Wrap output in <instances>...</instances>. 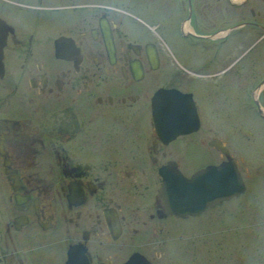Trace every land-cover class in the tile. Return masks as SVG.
Returning <instances> with one entry per match:
<instances>
[{
	"label": "flooded vegetation",
	"instance_id": "obj_1",
	"mask_svg": "<svg viewBox=\"0 0 264 264\" xmlns=\"http://www.w3.org/2000/svg\"><path fill=\"white\" fill-rule=\"evenodd\" d=\"M0 48V264H192L161 259L195 215L163 170L231 160L247 187L264 0H0Z\"/></svg>",
	"mask_w": 264,
	"mask_h": 264
},
{
	"label": "rangeland",
	"instance_id": "obj_2",
	"mask_svg": "<svg viewBox=\"0 0 264 264\" xmlns=\"http://www.w3.org/2000/svg\"><path fill=\"white\" fill-rule=\"evenodd\" d=\"M245 149L242 165L247 181L245 190L192 215V237L190 229L179 230L183 237L166 246L163 261L264 264V152L257 146L246 145ZM194 151L192 146V167L205 159L193 156Z\"/></svg>",
	"mask_w": 264,
	"mask_h": 264
},
{
	"label": "water",
	"instance_id": "obj_3",
	"mask_svg": "<svg viewBox=\"0 0 264 264\" xmlns=\"http://www.w3.org/2000/svg\"><path fill=\"white\" fill-rule=\"evenodd\" d=\"M1 50V48H0ZM164 181L158 197L165 209L181 215L196 214L217 201L241 193L245 188L242 174L233 161L209 164L187 177L179 170L172 178L170 171L163 170ZM123 264H151L145 256L135 253Z\"/></svg>",
	"mask_w": 264,
	"mask_h": 264
},
{
	"label": "bare ground",
	"instance_id": "obj_4",
	"mask_svg": "<svg viewBox=\"0 0 264 264\" xmlns=\"http://www.w3.org/2000/svg\"><path fill=\"white\" fill-rule=\"evenodd\" d=\"M208 207V206H207ZM205 209V208H204Z\"/></svg>",
	"mask_w": 264,
	"mask_h": 264
}]
</instances>
